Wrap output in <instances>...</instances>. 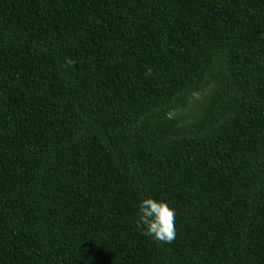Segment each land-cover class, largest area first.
Instances as JSON below:
<instances>
[{"label": "trees", "instance_id": "obj_1", "mask_svg": "<svg viewBox=\"0 0 264 264\" xmlns=\"http://www.w3.org/2000/svg\"><path fill=\"white\" fill-rule=\"evenodd\" d=\"M0 264H264V0H0Z\"/></svg>", "mask_w": 264, "mask_h": 264}, {"label": "clouds", "instance_id": "obj_2", "mask_svg": "<svg viewBox=\"0 0 264 264\" xmlns=\"http://www.w3.org/2000/svg\"><path fill=\"white\" fill-rule=\"evenodd\" d=\"M136 224L149 238L171 242L175 237V210L164 200L144 197L137 202Z\"/></svg>", "mask_w": 264, "mask_h": 264}]
</instances>
